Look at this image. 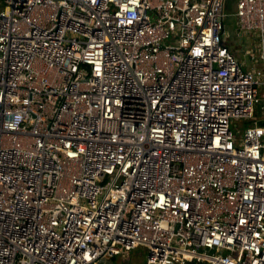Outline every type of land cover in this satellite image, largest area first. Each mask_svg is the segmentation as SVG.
Segmentation results:
<instances>
[{
	"label": "built area",
	"instance_id": "1",
	"mask_svg": "<svg viewBox=\"0 0 264 264\" xmlns=\"http://www.w3.org/2000/svg\"><path fill=\"white\" fill-rule=\"evenodd\" d=\"M225 4L0 0V264H264V0L249 66Z\"/></svg>",
	"mask_w": 264,
	"mask_h": 264
},
{
	"label": "rangeland",
	"instance_id": "2",
	"mask_svg": "<svg viewBox=\"0 0 264 264\" xmlns=\"http://www.w3.org/2000/svg\"><path fill=\"white\" fill-rule=\"evenodd\" d=\"M225 12L226 17L224 18L225 30L228 32V35L224 39V43L227 44L230 49H232L235 55L242 60L244 63L248 58L245 53V49L252 45L254 41V32H241V39L239 40V33L237 32L236 26V17L233 14L234 5L233 0H226L225 4ZM245 61H244V60ZM264 90L263 88H261ZM260 96L262 93L259 94ZM256 111H258V105L255 106ZM242 118L238 120H234L233 124H237V126L242 129ZM148 248L145 244H139L136 247L131 248L128 251H121L118 254H115L113 257H106L105 264H143L147 257Z\"/></svg>",
	"mask_w": 264,
	"mask_h": 264
},
{
	"label": "crops",
	"instance_id": "3",
	"mask_svg": "<svg viewBox=\"0 0 264 264\" xmlns=\"http://www.w3.org/2000/svg\"><path fill=\"white\" fill-rule=\"evenodd\" d=\"M246 56H247V55H246ZM246 59H247V63H246V61L243 59V60L245 61V63H244V64H245L246 66H249V65H250V61H249V59H248V58H246ZM242 62H243V61H242Z\"/></svg>",
	"mask_w": 264,
	"mask_h": 264
}]
</instances>
